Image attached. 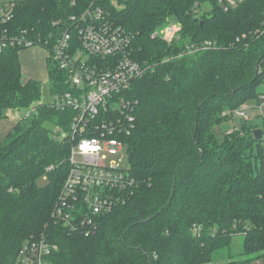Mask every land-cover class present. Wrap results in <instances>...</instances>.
<instances>
[{"label": "trees", "instance_id": "obj_1", "mask_svg": "<svg viewBox=\"0 0 264 264\" xmlns=\"http://www.w3.org/2000/svg\"><path fill=\"white\" fill-rule=\"evenodd\" d=\"M115 1L121 8L109 9L132 36L136 59L156 64L125 94L134 107L123 137L132 184L90 224L56 220L70 167L63 135L74 113L38 104L0 141V264H19L21 247L41 236L52 246L49 264H251L264 256V135L254 139L242 117L220 141L214 128L264 101V0L228 11L218 0ZM10 3L9 29L35 39L78 12L73 0ZM203 5L209 13H200ZM168 23L180 26L170 44L155 36ZM206 42L214 46L200 49ZM191 44L199 50L189 54ZM39 47L51 95L65 93L64 73ZM35 48L0 52V124L6 110L40 100L41 82L23 80L20 63V53Z\"/></svg>", "mask_w": 264, "mask_h": 264}, {"label": "built area", "instance_id": "obj_2", "mask_svg": "<svg viewBox=\"0 0 264 264\" xmlns=\"http://www.w3.org/2000/svg\"><path fill=\"white\" fill-rule=\"evenodd\" d=\"M243 0H218L224 11ZM77 13L50 23L43 38H30L27 32L9 29L13 4H0V52L8 48L30 49L42 46L50 61L65 75L68 91L52 94L50 106L71 111L69 131L63 135L71 142L69 171L56 201L53 216L70 228L90 224V218L105 214L121 201L130 188L129 166L106 162L107 155L125 154L123 137L133 129V103L125 96L132 84L156 69V64L140 62L131 48L132 36L114 19L109 4L115 0H73ZM57 25V26H56ZM57 27L53 33V27ZM55 27V28H56ZM180 26L171 23L156 32L167 43L178 38ZM206 42L200 49H209ZM40 48V47H39ZM194 44L186 47L192 54ZM261 98H264L262 96ZM31 111L25 115L29 116ZM232 114L248 118L246 106ZM58 131V129H57ZM52 246L41 236L24 244L19 264H49ZM251 264H264V256Z\"/></svg>", "mask_w": 264, "mask_h": 264}, {"label": "rangeland", "instance_id": "obj_3", "mask_svg": "<svg viewBox=\"0 0 264 264\" xmlns=\"http://www.w3.org/2000/svg\"><path fill=\"white\" fill-rule=\"evenodd\" d=\"M11 1H20V0H0V4L5 3V2L6 3L11 2ZM209 12H210V7L208 5H203L200 10V13H209ZM169 24L171 23H168L167 25ZM31 51L32 49L29 52ZM22 60L25 66V74H23V77L28 76V74H30L29 72L36 73L37 77L39 78L42 84L41 96H40V100L37 103L33 104L32 107L28 109L6 110L5 116L10 121L11 120L18 121L19 119H22L23 117H25L27 113L31 111V108L36 107L38 104H48L54 101V97L51 95L49 82L48 80L44 79V76H43L42 62L41 61L40 63L39 61L32 62L29 57H26ZM260 91L264 94V84L261 86ZM246 108H247L248 120L251 122L247 124L246 127L253 129V130H261L262 128L264 129V101L260 104L259 108L255 102H251V104H249ZM239 122H240V117H233L232 120L226 121L222 123L221 125L216 126L214 128V134H215L216 139L220 141L223 138V134L227 133L228 131L231 132L232 128L239 125ZM45 126L50 131H53L55 129V126L49 123H46ZM58 130L61 132V129H58ZM106 156H107V160H106L107 163H109L110 161H113L116 163L120 162V165L122 166V168L125 169L128 167V160L125 154H118V155H107L106 154ZM45 183H46L45 178L38 180V185L40 186L44 185ZM234 240L236 243H238L237 249L239 250L240 245H241V238H239V236H236Z\"/></svg>", "mask_w": 264, "mask_h": 264}, {"label": "crops", "instance_id": "obj_4", "mask_svg": "<svg viewBox=\"0 0 264 264\" xmlns=\"http://www.w3.org/2000/svg\"><path fill=\"white\" fill-rule=\"evenodd\" d=\"M30 51V50H29ZM29 51H23L20 53V63H21V69H22V75L25 74V66L23 64V60L26 57H29L31 59V61H40L42 62V68H43V76L44 79L47 80V73H46V67H45V55L43 54V52L40 49H32L31 52ZM29 52V53H27ZM30 74H28V76L23 77V80L27 81L29 79L31 80H36V81H40L39 78L37 77L36 73L33 72H29ZM16 121L14 120H9V119H5L2 121V123L0 124V141L7 135V133L11 130V128L13 127L14 123Z\"/></svg>", "mask_w": 264, "mask_h": 264}, {"label": "water", "instance_id": "obj_5", "mask_svg": "<svg viewBox=\"0 0 264 264\" xmlns=\"http://www.w3.org/2000/svg\"><path fill=\"white\" fill-rule=\"evenodd\" d=\"M262 136H263V133H262L261 130H254L253 131V137H254V139L260 140V139H262Z\"/></svg>", "mask_w": 264, "mask_h": 264}]
</instances>
